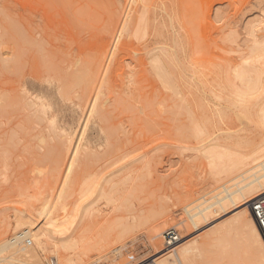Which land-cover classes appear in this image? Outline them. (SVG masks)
<instances>
[{
  "label": "rangeland",
  "instance_id": "rangeland-1",
  "mask_svg": "<svg viewBox=\"0 0 264 264\" xmlns=\"http://www.w3.org/2000/svg\"><path fill=\"white\" fill-rule=\"evenodd\" d=\"M84 1L0 0V243L34 228L41 246L17 248L40 264H179L174 229L189 264H256L244 231L215 239L243 207L215 202L263 173L264 0H112L110 54L104 4Z\"/></svg>",
  "mask_w": 264,
  "mask_h": 264
},
{
  "label": "bare ground",
  "instance_id": "bare-ground-1",
  "mask_svg": "<svg viewBox=\"0 0 264 264\" xmlns=\"http://www.w3.org/2000/svg\"><path fill=\"white\" fill-rule=\"evenodd\" d=\"M49 1V0H48ZM79 1V0H78ZM85 1H87V0H85ZM84 1V2H85ZM106 1V2H105ZM68 2V1H67ZM90 2V0H88V2L87 3H89ZM93 2V1H92ZM100 2V4L101 5H103L104 4V9L107 11V15H108V17L106 16V26H105V28H106V30H105V32L107 33V35L108 36H111L110 38H112L113 40H112V45H111V47L109 48V50H108V54H110L111 52H113L114 50V48H115V46H116V42H117V37L119 36V28L117 27H115V24L114 23H116L115 21H114V18H115V16L113 15V11H112V3L114 2H112V0H95V2H93V4L90 2L89 4H91V5H89V7L90 6H97L96 4H98ZM102 2V3H101ZM103 2H105V3H103ZM116 2V1H115ZM131 2H133V0L131 1ZM70 3H73V2H70ZM77 3V2H76ZM76 3H75V1H74V4L76 5ZM130 4V3H129ZM71 6H73V4H70ZM78 5V4H77ZM50 6V5H49ZM92 6V7H93ZM94 6V7H95ZM69 7V6H68ZM80 7H82V5H80ZM100 7V9H101V11L103 12L104 11V9H103V7L101 8V6H99ZM98 7V8H99ZM91 8V7H90ZM97 8V9H98ZM93 10H94V8H92ZM97 9H95V14H94V11H93V13H91V14H93L92 16L94 17V16H97V19L99 18L100 20H101V17L99 16L98 17V12L100 11H98L97 13H96V11H97ZM76 10H79V8H76ZM86 10V9H85ZM137 10V9H136ZM140 10V9H139ZM74 12V11H73ZM78 12H80V11H78ZM78 12H75V15L77 16V13ZM82 12V11H81ZM81 12H80V14H81ZM87 12H88V8H87V10H86V14H87ZM84 13V12H83ZM110 13H112V14H110ZM101 15V14H100ZM79 16V15H78ZM90 16V15H89ZM104 16V14L102 15V17ZM123 16H124V14H123ZM137 16V15H136ZM80 17H82V16H80ZM80 17H78V25H83V23H85V18H83L84 20H82ZM89 18V17H88ZM137 18V17H136ZM140 18V17H139ZM142 18H144L143 16H142ZM79 19L80 20H82L83 22H81V24H80V21H79ZM87 19V18H86ZM124 19V18H123ZM131 19V18H130ZM74 20V19H73ZM75 20H77V19H75ZM89 20H91L92 21V18L91 19H89ZM89 20H88V22H89ZM99 20V21H100ZM140 20H143V19H140ZM99 21H97V22H99ZM73 22V21H72ZM75 22H77V21H75ZM94 22V21H93ZM93 22L91 23V22H89V23H91V24H93ZM137 22V21H136ZM138 22H140V21H138ZM141 23V22H140ZM74 24V23H73ZM73 24L71 23V25L73 26ZM86 24V23H85ZM94 24H96L95 22H94ZM100 22L98 23V25L100 26ZM122 23H120V25H121ZM70 25V26H71ZM77 25V26H78ZM87 25L88 24H86L85 26L83 25V27H84V29H85V31L87 30V29H92L93 27H90V28H87L86 29V27H87ZM135 24H133L132 25V27L134 26ZM71 26V27H72ZM93 26H95V28H96V25H93ZM102 26V25H101ZM117 26V25H116ZM130 22H129V24H127V23H123V25H122V27H121V33H124L123 31H125L126 33H124V36H125V34H127V36H130L131 35V33H132V29L130 28ZM74 28H75V26H73ZM79 27V26H78ZM89 27V26H88ZM73 28V29H74ZM138 28V27H137ZM98 29V28H97ZM100 29V28H99ZM81 30V29H80ZM83 30V29H82ZM92 30H94V29H92ZM74 31V30H73ZM84 30H83V32H85ZM87 31H89V30H87ZM86 31V32H87ZM95 31V30H94ZM97 31V30H96ZM100 31H101V29H100ZM135 30H133V32H134ZM72 32V31H71ZM70 32V33H71ZM79 30H78V35H79ZM83 32H81V33H83ZM73 34H71V35H73V38H76L77 37V34H75V37H74V32H72ZM75 33H77L76 31H75ZM88 33H90V32H88ZM101 33V32H100ZM99 33V34H100ZM104 33V32H103ZM102 33V34H103ZM66 34V33H65ZM91 34H92V32H91ZM93 34H95V32L93 33ZM93 34H92V36H93ZM97 34V33H96ZM95 34V35H96ZM61 35H62V33H61ZM64 35V34H63ZM80 35H83V34H80ZM79 35V37H77L78 38V40L80 39V40H82L81 42H84V37H87L86 35H85V33H84V35L85 36H82L83 37V39L82 38H80L81 36ZM65 36V35H64ZM63 36V37H64ZM63 37L61 38V39H63ZM66 37V36H65ZM97 37V36H96ZM91 38V36H90V34H89V39ZM65 39H68V38H65ZM89 39L87 40L88 42H89ZM96 39H98V38H96ZM74 40V39H73ZM79 40V41H80ZM85 40V42H87ZM92 40V39H91ZM90 40V42L89 43H94V47H93V51H95V52H104L105 53V50H102V48H101V50H99V45H98V41H100V40H98V41H96L95 40V42H92ZM67 41V40H66ZM76 41V40H75ZM75 41H71V42H73V44H75ZM78 41V42H79ZM64 42H65V40H64ZM87 42V43H88ZM77 43V42H76ZM87 43H86V46H87ZM73 44H71V45H73ZM84 44V43H83ZM82 44V45H83ZM90 44V45H91ZM101 44V43H100ZM123 44V47H124V43H122ZM64 45V44H63ZM66 45V44H65ZM64 45V46H65ZM71 45H70V47H71ZM77 45H78V43H77ZM79 45H81V44H79ZM79 45H78V47H79ZM81 45V46H82ZM93 45V44H92ZM108 45V44H107ZM62 46V45H61ZM84 46V45H83ZM122 47V48H123ZM85 48V47H84ZM88 48H89V46H88ZM91 48V47H90ZM86 50H87V47L85 48ZM150 49V48H149ZM145 50V49H144ZM78 51V50H77ZM88 52H90V51H88ZM101 54V55H99V56H94V58H91L92 60H96V62L95 61H93V62H95L96 64H93L92 66H94L95 67V69L93 68V70L90 68L91 66H87V64L86 65H84L83 63H85V60H82V61H84L82 64L86 67H88V68H90L89 70H90V72L87 70V73L86 74H88V77H85V75L83 76V73H85L86 71H79V68L76 70V71H74V73H76L77 71V73H79V74H81L80 72H82V76L84 77V78H82V76L81 75H78V77H80L79 79H80V81H81V78H82V81L83 80H85V78L89 81V83L90 84H88L89 86H87V88H89V89H87L86 88V86L84 87V88H86V90L84 91V92H81L82 94H81V97H85L86 96V94H87V92L89 91V90H91V93H94V92H96V89H97V85H96V83L99 85V78H100V73L102 74V72H103V69L105 68H103V64H104V56H105V54ZM77 54H79V51H78V53ZM80 54H82V53H80ZM115 55V53L112 55V56H114ZM67 56V55H66ZM110 55H108V57H109ZM104 57V58H103ZM107 57V58H108ZM88 58V57H87ZM113 58V57H112ZM66 59H68V58H66ZM90 61H91V59H90V57L88 58ZM87 60V59H86ZM66 60H65V57H63V60H62V62H65ZM75 61H77V60H75ZM82 61H77V63H80L81 64V62ZM112 61V60H111ZM92 62V61H91ZM90 62V63H91ZM92 62V63H93ZM86 63H87V61H86ZM71 64L72 63H70V66H71ZM110 64V66H111V62L109 63ZM75 64L73 63V66H74ZM91 65V64H90ZM73 66H71L72 68H73ZM84 66H78V67H80V68H82V67H84ZM84 67V68H85ZM86 67V68H87ZM77 68V67H76ZM86 68L84 69V70H86ZM73 69H75V66H74V68ZM101 69V70H100ZM80 70H83V68L82 69H80ZM110 70H111V68H110ZM91 73V74H90ZM104 73V72H103ZM90 75V76H89ZM103 76V75H102ZM242 76H239L238 77V79L240 80V78H241ZM76 79H77V77H76ZM75 78H74V81L76 80ZM87 80H85V81H87ZM91 80V81H90ZM80 81H78V82H80ZM74 83V82H73ZM88 82H86V83H84V82H81V84L84 86V84L86 85ZM95 84V86H94V88H93V85ZM71 85H72V83H71ZM74 85V87H75V83L73 84ZM79 85V84H78ZM80 87V89H81V86H79ZM81 91H82V89H81ZM92 95H94V94H92ZM80 96V95H79ZM95 97V96H94ZM91 98H93V97H91ZM87 113H88V111H87ZM87 113L85 114V116L82 118L83 119V122H81V128H82V124H84V122L86 121V115H87ZM79 133V132H78ZM78 135V134H77ZM79 137V136H78ZM43 143V142H42ZM74 148V147H73ZM75 149V148H74ZM264 152V151H263ZM260 153V152H259ZM256 159V158H255ZM262 170H263V173L260 175V176H257L256 174H253V178L250 180V181H248V182H246L244 185H242V187H240V188H238L237 190H236V192H239L243 197H244V201H242V200H235V198H234V193H232V192H229L226 188H223L224 189V191L223 192H225V195H224V197H222V198H220V199H217V201L215 202V204H219V205H221V203L223 202V200H228L229 202H230V204H232V206L234 207V208H242L243 207V210H241V212H238V213H236V214H234L235 216H233V218L230 220V222L228 223V224H225L224 226H222L221 228H219L218 229V231H217V236H216V240H219V239H221L220 237H222V238H224V236H226V235H229L231 232L230 231H235V230H239V231H244L245 232V234H246V238H247V242H248V245L250 246V249L252 250V252H253V255H254V260H255V262H256V264H264V236H263V234L260 232V230H259V228L257 227V225H256V223H255V220H254V218H253V216H252V213H251V210H250V207H249V205H250V202L253 200V198H255L256 196H258V195H260V194H262V193H264V166L262 165ZM244 188H248V189H246L247 191L245 192V193H243V189ZM235 192V193H236ZM58 196V195H57ZM61 199V198H60ZM43 210H44V212H45V208H43ZM43 210L41 211V212H38L39 213V215H41V216H43L44 214H43ZM208 210V207H205V208H202L201 210L199 209V211H198V213L197 214H199L201 217H203L204 218V215H205V213L204 212H208L207 211ZM50 211V210H49ZM45 217V216H44ZM195 217L194 216H189V219H190V222H191V224L193 225V227L194 228H198V224L196 223V221H195V219H194ZM251 218V219H250ZM53 224V223H52ZM21 227V226H20ZM23 229V228H22ZM25 229H27V228H25ZM33 229L34 228H32L31 230L30 229H28V230H24V231H22L21 233H17V235H14V236H12V238L11 239H8L7 241H3V242H1L0 243V264H40L39 263V260L36 258V256H35V254L33 255V254H31L30 252H28L27 250H26V248H24V247H21V248H17L18 247V245H19V243H21L22 241H24V243H26V244H31V243H33L32 242V240H34L35 242H36V244L37 245H39V241L40 240H37V235L36 234H33L32 233V231H33ZM170 230V229H169ZM41 231V230H40ZM167 231V230H166ZM34 232V231H33ZM230 232V233H229ZM47 233V232H46ZM42 234H43V232H42ZM164 234V233H163ZM47 235V234H46ZM155 236V235H154ZM159 236V233H157L156 234V237H158ZM31 237H33L32 239H31ZM41 237V236H40ZM43 237H44V234H43ZM162 237H163V235H162ZM39 239V238H38ZM182 240H184V239H182ZM44 241V240H43ZM181 241V237H180V240H179V242ZM41 242V241H40ZM179 242L178 243H176V244H174V245H172V246H170L168 249H170L169 251L170 252H172V256L176 259V261L179 263V264H189L190 263V261L192 260L193 261V259L192 258H194V253H195V251H196V246H195V242H193V243H190V244H188V245H186L185 243H184V241H181V243L179 244ZM163 243H164V239H163ZM177 244H179V245H177ZM177 245V246H176ZM31 246V245H30ZM39 246H41V245H39ZM38 246V247H39ZM175 246V247H174ZM41 248V247H40ZM9 251H12V252H9ZM168 252H166V253H162V251H159V252H157L155 255H153L152 257H150V259H148V260H146V261H143V262H141V263H139V264H155V263H157V264H164L165 263V260H167V257H168ZM15 255H17V256H15ZM165 256H167V257H165ZM149 261V262H148ZM46 263V262H45ZM49 264V263H48Z\"/></svg>",
  "mask_w": 264,
  "mask_h": 264
},
{
  "label": "built area",
  "instance_id": "built-area-1",
  "mask_svg": "<svg viewBox=\"0 0 264 264\" xmlns=\"http://www.w3.org/2000/svg\"><path fill=\"white\" fill-rule=\"evenodd\" d=\"M249 207L257 227L264 236V193L253 198ZM163 239L164 249H168L170 246L178 243L180 237L174 229H170L164 232ZM49 264H55L54 260H49Z\"/></svg>",
  "mask_w": 264,
  "mask_h": 264
}]
</instances>
